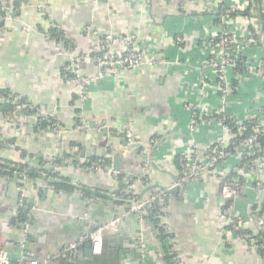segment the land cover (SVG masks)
I'll return each instance as SVG.
<instances>
[{"label": "crops", "instance_id": "crops-1", "mask_svg": "<svg viewBox=\"0 0 264 264\" xmlns=\"http://www.w3.org/2000/svg\"><path fill=\"white\" fill-rule=\"evenodd\" d=\"M222 2L229 9L235 1L26 0L17 17L8 15L11 26L0 30V90L22 96L38 114L32 116L37 123L30 125L25 117L0 113V164L9 162L19 172L40 168L33 178L24 179L22 188L17 174L0 176V250H7L13 262L21 264L23 253L24 234L13 218L24 194L32 211L27 248L38 261L59 256L70 242L110 226L102 255L94 256L100 264H169L156 229L141 224L112 199L119 187L112 159L121 140L108 134L97 145V136L101 128L110 127L131 133L133 143L142 145L139 152L130 153L136 164L124 159L126 172L135 178L121 174L125 182H134L136 192L145 194L154 184L173 188L181 172L178 157H190L194 149L206 150L226 136L215 113L238 124L249 119L254 103L263 98L260 81L238 79L237 92L233 88L231 96H223L208 68L210 39L223 25V15L218 16ZM236 22L230 26L234 30L239 28ZM51 29L65 40L52 39L47 35ZM108 34L134 38L144 64L98 79L81 101L69 66L74 58L99 54ZM113 49L123 52L122 45ZM80 70L90 78L100 71L94 62L81 64ZM49 119L57 129L53 124L39 127ZM93 147L101 157L88 159ZM103 160L110 168L85 169ZM240 163L236 153L213 170L199 171L174 193L181 198L169 202L165 221L184 264H264L257 247L222 226L220 173L234 172L244 185L232 212L244 219L247 229L259 231L252 207L264 203V167L242 170ZM44 177L59 179L70 190L57 189ZM85 247L79 252L82 258L73 263L65 261L66 256L51 264L83 263Z\"/></svg>", "mask_w": 264, "mask_h": 264}, {"label": "built area", "instance_id": "built-area-1", "mask_svg": "<svg viewBox=\"0 0 264 264\" xmlns=\"http://www.w3.org/2000/svg\"><path fill=\"white\" fill-rule=\"evenodd\" d=\"M232 6H230L228 15H223L222 17V28L220 31L211 37V53L209 57L208 68L214 72L215 78L218 81L220 87L221 95L231 96L233 94L232 79L238 78L242 80L244 78L249 82L252 78L258 79L261 83V90L263 98L258 102H255L256 108L252 109L249 113L248 122L251 126V134L249 137L242 138L243 132L247 130L244 123L238 124L240 128L238 132L234 134L232 128L229 125H224L226 128V136L222 138L218 143L213 144L206 150L194 149L190 157H185L184 169L180 172L179 180L177 185H179L180 190L185 187L190 179L198 174L199 171L213 170L223 162L228 160L232 155L239 154L241 156V163L244 156H252L258 153V140L259 137L264 135V20H259L258 14L259 10L253 5L251 12L252 16H236L231 17L230 13L235 10H246L249 8V2L247 0H234ZM261 10L264 13V0L261 3ZM236 19V20H235ZM11 18H7L0 30H4L11 26ZM234 21L239 24L237 30L232 29L230 26ZM224 22L227 23L224 24ZM229 22V25H228ZM26 31H30L29 27L25 28ZM134 38H121L115 37L111 34L105 36L104 44L97 55H83L72 59V63L69 66L70 70V80L76 82L78 85L79 92L81 94L80 100L84 101L85 93L89 86L94 84L98 79H103L106 76L115 74L119 69H134L139 68L144 64V55L141 50L134 44ZM116 45L123 46V52L119 53L113 49ZM262 53V56H260ZM242 59L245 63L246 71L243 74L237 75L234 71L235 60ZM94 62L99 67V74L95 78H90L84 76L80 70V65ZM203 81V80H202ZM206 80L203 81V83ZM207 87V86H206ZM23 102V97L20 95L5 96L0 95V103H11L15 106L29 108V110H36L37 108L32 104L21 105ZM218 111L217 113H219ZM215 115V114H214ZM13 113L7 115L8 118H12ZM33 116V115H29ZM79 119L78 125L82 126V122ZM56 128L55 124H53ZM87 127V126H85ZM88 128V127H87ZM86 128V129H87ZM126 138L128 143L134 142L131 133H126ZM230 138H238L237 142L233 144V150L230 148ZM1 141V138H0ZM108 160H103L90 164L86 166V170H97V169H108L110 164ZM240 163V164H241ZM264 167V154L257 157L255 160L247 161L246 163L239 166L238 169H254ZM196 168L199 169L196 172ZM113 169V168H112ZM113 169L112 174L118 181V177L121 172ZM221 179V198L224 203L223 215L224 219L222 226L225 229L228 226H232V229L240 235V231L246 228V223L244 219L233 214V204L232 202L238 199L242 194L243 183L239 182L238 179L231 180L228 178V172L222 171L220 173ZM53 188V186H49ZM133 189V185L127 187V191ZM171 189H166L162 191L164 197L171 198ZM169 195V196H168ZM155 198H153L154 200ZM172 198L170 199V201ZM19 206L26 207L24 194L21 195L19 200ZM118 208H125L123 205H116ZM146 203L145 202H134L128 209V213L135 214L141 224H146L145 219ZM27 218L20 224L21 232L24 234V241L20 244V248L23 250L21 256V264H51L58 257L70 256L72 258L77 257L79 252L87 245L90 244L93 255L101 256L103 253L104 244V234L110 226H101L96 230L79 237L78 239L70 242L59 254V256H49L43 261H38L34 258V254L27 248V243L30 238L31 228H32V211L27 209ZM264 217V216H263ZM117 223V221L115 222ZM162 223L167 230V246H170L172 251H174L173 264H184L183 256L180 252L174 249L173 236L170 234V229L165 221V216L162 217ZM241 236V235H240ZM255 244V239H246ZM249 242V243H250ZM12 259L7 250H0V264H12Z\"/></svg>", "mask_w": 264, "mask_h": 264}, {"label": "trees", "instance_id": "trees-1", "mask_svg": "<svg viewBox=\"0 0 264 264\" xmlns=\"http://www.w3.org/2000/svg\"><path fill=\"white\" fill-rule=\"evenodd\" d=\"M249 2V8L246 10H235L234 12L230 13L231 17H236V16H247L251 17L252 16V6L254 5L256 7V10H259V14L257 17H259V20H264V13H262L261 10V3L262 0H247ZM26 2V0H13V2H7V3H2L0 2V27L4 25L5 20L9 17L8 15L11 14L12 17H17L19 15V12H21V7L22 3ZM228 8H226L225 4L222 2L219 5V12L218 16L222 15H228ZM11 12V13H10ZM219 21V20H218ZM47 35H49L52 39L62 42L65 40L63 37V34H61L57 29H51L47 32ZM243 60L237 59L235 60V68L234 71L237 75L243 74L246 71L245 63L242 62ZM258 80V79H257ZM239 85V80L238 78L232 79V87L234 88V94L237 92V87ZM0 95H5V96H11L13 97L12 93L5 91V90H0ZM29 105L31 104L28 100L23 98V102L21 105ZM36 110H29V108L25 107H19L15 106L14 104L11 103H0V113H3L5 116H7L9 113H13L14 116L17 114H20L22 118L27 117L29 115H34ZM216 114V113H215ZM216 118H221L222 123L225 125H229L232 128V132L236 134L238 132V129L240 128L239 125L236 124V122L233 119H230L229 116L224 115H214ZM53 120H47L43 122L39 127H48L53 124ZM244 126L247 127V130L243 132L242 138L249 137L251 134V126L248 122L244 124ZM238 138H230V148L233 150V144L234 142H237ZM258 153L256 155L252 156H244L242 163L240 164L241 167L243 166L244 163L250 160H255L257 157L260 155L264 154V135L259 137L258 140ZM185 157L181 156L178 157V168L182 172L184 169V164H185ZM139 166V165H137ZM40 171V168H29L19 172L16 168L12 167V165L9 162H2L0 164V176H8L11 177L15 174L20 176V183L19 187L24 186V179L26 178H33L37 172ZM228 178L231 180H236L238 179L239 182L243 183V179L234 172L228 173ZM142 179L145 181V178L142 177ZM118 182H119V187L118 190L115 192V196L118 198V201L115 202L116 205H123L124 207H129L132 203L134 202H145L146 203V211H145V219L146 222L149 223L154 229H156L157 234H158V241L160 245L163 248V254L166 258V261L169 264H173V257H174V251H172L170 246H167L166 240H167V230L165 229V226L162 223V217L166 215V208L170 202V199H174L177 197L181 198L180 194H170L171 198L169 197H164L162 195V191H165L166 189L164 188H156L152 189L145 194L142 192H136L134 189H131L127 191V187L130 185H133V181H124V176L120 174L118 177ZM222 183V182H221ZM57 189H62L65 188L66 190H70L68 187L62 185V184H57L56 187ZM169 196V195H168ZM153 198H155L153 200ZM29 209V206L26 203V207L18 206L17 208V214L13 218V223L20 226V224L26 220L27 218V212L26 210ZM260 209V210H258ZM258 211V212H255ZM252 213L255 216L256 221L259 223V231L255 234L251 230L245 228L242 229L239 233L240 235L245 238V239H250L253 238L255 239V244L254 246L258 248L259 253L263 256L264 258V203L261 205L254 204L252 207ZM257 214V215H255ZM232 226H228L225 228V230H231ZM170 234L173 236V232L170 231ZM250 242V241H249ZM251 243V242H250Z\"/></svg>", "mask_w": 264, "mask_h": 264}, {"label": "water", "instance_id": "water-1", "mask_svg": "<svg viewBox=\"0 0 264 264\" xmlns=\"http://www.w3.org/2000/svg\"><path fill=\"white\" fill-rule=\"evenodd\" d=\"M127 106L129 107L130 103H128ZM17 117H20V114H17ZM25 118H26V122L28 124H30V125L37 123V119L32 117V116H27ZM130 123H131V121L128 118L124 119V125L125 126H129ZM108 134L111 137L119 138L121 140V147L116 150L115 154H113L112 163H113L114 169L117 170V171H120L123 174H125L128 179H131V180L134 179L135 176L133 174H129V173L126 172V166L124 164V159H126V161H128L130 163L136 164L137 163L136 159H130V153H135L136 154L137 152H139V150L142 147V145L140 143H136V142L129 144L128 140L126 138V133L124 131H117L114 128H110V127H104V128L100 129V132H99V134L97 136L96 144L99 145L101 143V141L104 139V137H107ZM110 145L108 146V148L113 147L112 145L111 146ZM92 156H94L96 158L101 157V156H99L97 154V148L93 147L91 156H88L87 158L88 159L92 158ZM84 163H87V160H83V164ZM195 171L198 172L199 169L196 168ZM44 179L47 180L48 183H50L52 185L62 183L59 179H56V178L44 177ZM174 181L178 183V177H175ZM70 186H72V185H70ZM73 187H75V186H73ZM153 188H161V186L159 184H154V185H151L149 188H147V190H150V189H153ZM179 190H180L179 185H175L173 188H171L170 192L171 193H177ZM112 199L115 202L118 201V198L112 197ZM111 231H113V230H111ZM85 248H86V254L83 253V257H84L85 261H83V263L78 262L77 264H88L89 261L92 262L93 264H100L94 258V255H93V252H92L90 244H87ZM76 258H79V259L82 258V255L79 254L75 258H72V257H70L68 255L64 260L69 262V263H73L74 262L73 260H75ZM101 263H103V262H101ZM12 264H17V263L12 262Z\"/></svg>", "mask_w": 264, "mask_h": 264}, {"label": "rangeland", "instance_id": "rangeland-1", "mask_svg": "<svg viewBox=\"0 0 264 264\" xmlns=\"http://www.w3.org/2000/svg\"><path fill=\"white\" fill-rule=\"evenodd\" d=\"M252 79H253V78H252ZM253 80H254V79H253ZM245 81H246V80H245L244 78H242L241 82L246 83ZM250 81H251V80H250ZM250 81H249V82H250Z\"/></svg>", "mask_w": 264, "mask_h": 264}]
</instances>
